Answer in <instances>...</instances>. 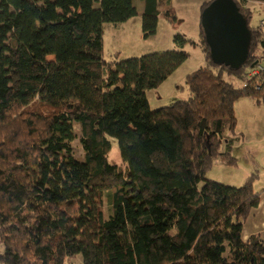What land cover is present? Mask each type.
Wrapping results in <instances>:
<instances>
[{
    "label": "trees",
    "instance_id": "1",
    "mask_svg": "<svg viewBox=\"0 0 264 264\" xmlns=\"http://www.w3.org/2000/svg\"><path fill=\"white\" fill-rule=\"evenodd\" d=\"M171 1L0 0L1 264H264V238L243 234L260 175L204 174L236 164V101L264 104V17L251 24L250 6L264 0H234L251 30L238 70L214 63L201 24L199 42L177 33L175 49L104 57L105 23L141 16L148 38L161 13L176 19ZM188 45L205 64L171 84ZM152 90L167 103L152 109Z\"/></svg>",
    "mask_w": 264,
    "mask_h": 264
},
{
    "label": "rangeland",
    "instance_id": "2",
    "mask_svg": "<svg viewBox=\"0 0 264 264\" xmlns=\"http://www.w3.org/2000/svg\"><path fill=\"white\" fill-rule=\"evenodd\" d=\"M204 1L172 0L176 19L172 21L161 13L156 33L148 38L143 36L141 16L133 17L118 26L105 23L103 25L104 57L111 60L118 53L119 59H123L175 49L174 36L177 33L185 34L187 37L199 42L201 39L200 20ZM250 6L254 11L251 24L257 25L264 17V6L257 2H252ZM186 50L190 54L189 58L170 76L169 82L171 84L176 83L185 86L187 74L205 64L200 45H188ZM176 96L185 98L187 91H178ZM148 99L152 109H156L168 101L167 98L160 96L157 90L148 92ZM250 100L248 97H243L236 101V108L234 106L238 119L236 132L244 134V138L234 145L233 154L237 159L236 164L232 166L227 165L224 161L212 160L204 170V174L208 178L233 186L242 185L252 174L260 175L256 178L255 189L262 191L264 197V113H259L260 105H257L258 103L250 105L253 104V100L252 103H248ZM262 106L264 107V105ZM262 110L264 111V109ZM111 158L112 161L121 164L116 140H113ZM156 221L158 227L163 228L162 220L157 218ZM211 257L217 259L215 251L212 252ZM77 261L76 264H78Z\"/></svg>",
    "mask_w": 264,
    "mask_h": 264
},
{
    "label": "water",
    "instance_id": "3",
    "mask_svg": "<svg viewBox=\"0 0 264 264\" xmlns=\"http://www.w3.org/2000/svg\"><path fill=\"white\" fill-rule=\"evenodd\" d=\"M204 39L215 64L240 69L249 59L251 30L234 0H213L201 14Z\"/></svg>",
    "mask_w": 264,
    "mask_h": 264
},
{
    "label": "crops",
    "instance_id": "4",
    "mask_svg": "<svg viewBox=\"0 0 264 264\" xmlns=\"http://www.w3.org/2000/svg\"><path fill=\"white\" fill-rule=\"evenodd\" d=\"M262 6H264V3H262ZM252 100L253 99L248 101V103H252L251 102ZM256 104H257L256 101L253 100V104H250V105H256ZM257 105H260L259 113L261 112L264 113V111L262 110L264 109V107L262 106L264 104H257ZM253 233H259L264 238V197L263 196H262V201L260 202L259 206L254 210L253 214L250 216V218L248 219L244 227L243 234L245 238H248Z\"/></svg>",
    "mask_w": 264,
    "mask_h": 264
},
{
    "label": "built area",
    "instance_id": "5",
    "mask_svg": "<svg viewBox=\"0 0 264 264\" xmlns=\"http://www.w3.org/2000/svg\"><path fill=\"white\" fill-rule=\"evenodd\" d=\"M261 24L264 25V19L261 21ZM257 67H258V69H257V70H254L252 74H256V73H258V71H259L260 69H262V68L260 67V65L257 66Z\"/></svg>",
    "mask_w": 264,
    "mask_h": 264
}]
</instances>
